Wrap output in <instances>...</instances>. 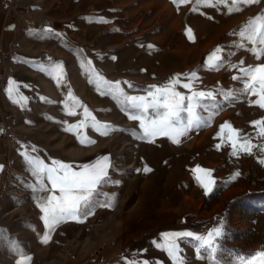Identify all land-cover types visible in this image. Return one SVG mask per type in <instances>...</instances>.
I'll list each match as a JSON object with an SVG mask.
<instances>
[{"label":"rangeland","instance_id":"obj_1","mask_svg":"<svg viewBox=\"0 0 264 264\" xmlns=\"http://www.w3.org/2000/svg\"><path fill=\"white\" fill-rule=\"evenodd\" d=\"M209 3L215 7L196 0H133L120 5L117 25L111 29L107 12L104 19L84 18L78 37L90 40V47L98 52L88 48V53L61 55L57 42L52 50L35 43L27 49L34 62L60 60L64 65L61 70H24L26 91L21 110L16 115L11 112L17 121L15 155L0 179V264H20L24 257L31 258L24 264H65L92 248L115 244L122 239L123 228L127 257L119 259V264H173L164 248V233L206 234L221 224L225 230L219 253L222 264H244L264 249V152L260 151L264 136L258 135L260 126L252 123L264 118V109L250 104L257 97L241 91L242 80L232 79L241 75L240 67L264 63V55L256 59L247 41L245 47H238L240 27L249 17L264 12V0L241 2L242 10L231 14L232 0ZM79 7L90 13L98 9L88 4ZM54 19L58 27L49 28L53 32L37 29L35 42L61 40L65 31L60 28L67 27V22ZM115 41L123 45L115 48ZM217 47L223 62L209 68L208 57ZM22 49L19 43L18 50ZM193 71L196 77L191 88H184ZM177 74L181 75L176 91L185 97L198 91L215 93V101L201 98L196 112L203 123L177 137L179 143L163 136L155 137L154 142L142 138L139 122L124 111L123 97L102 94L106 86L97 83L100 77L119 81L126 95L146 96L154 91L149 86L165 85ZM229 90L234 95L226 100L224 94ZM85 106L100 125L112 126L100 127L107 135L90 127L65 130L85 118ZM187 115L181 113L185 120ZM226 122L231 128L221 132L220 126ZM232 129L250 139L255 146L251 154L239 150L233 154ZM77 131L83 132L79 139L74 135ZM85 135L95 143L89 145L85 140L81 144ZM25 146L30 156L47 165L60 160L77 171L81 165L108 156L113 165L108 170L110 179L94 199L113 201V207H96L83 222L59 224L48 242L42 243L46 226L38 204L50 193L40 191V178L21 155ZM145 166L151 171L144 172ZM197 166L211 170L215 181L207 195L196 179L203 174L193 171ZM196 245L189 238L179 239V254L186 264H212L210 258H197Z\"/></svg>","mask_w":264,"mask_h":264},{"label":"snow or ice","instance_id":"obj_2","mask_svg":"<svg viewBox=\"0 0 264 264\" xmlns=\"http://www.w3.org/2000/svg\"><path fill=\"white\" fill-rule=\"evenodd\" d=\"M173 2L176 3L177 0H173ZM180 2L187 3L188 0H180ZM241 2L244 4H252L258 2V0H232V6L228 8L229 14L233 11H241L242 9L239 7ZM196 3H203L206 6L215 7V5L209 3V0H196ZM217 3H226V0H217ZM193 10L195 11L196 9L194 8ZM47 31L51 32L52 29H47ZM188 32L190 33L191 29H188ZM239 36L241 43L238 47H245L244 41H247L252 45L248 50L256 56V59H260L261 55H264V12L254 17H249L240 27ZM149 47L152 46L149 45ZM221 51L217 47L208 57L209 68L218 67L223 62V57L217 55ZM113 59L116 58L113 57ZM243 63V61H240L241 65ZM233 67H236V65H233ZM239 71L241 75L233 76L232 79L242 80L244 87L241 91L257 97L256 100L250 101V104L264 109V63L255 66L240 67ZM180 75L177 74L175 77H172L165 85L149 86L154 91H150L146 96L126 95L123 89L120 88L119 81L112 83L100 77L97 83L102 82L106 86L107 91L102 94L112 95L114 99L123 97V103L126 105L124 111L128 114L129 119L139 122V127L142 130V138L154 142L155 137L163 136L169 138L174 143H179L180 141L177 137L185 136L193 127L198 128L203 123L201 117L196 112V108L200 106L201 98L215 101V93L212 91L193 92L188 97L176 91V85L180 84ZM193 77H196L194 71L186 77L189 82L183 84L184 88H191ZM89 82L93 83L91 77L89 78ZM9 83L12 84L15 82L10 80ZM216 91L220 92L221 90L217 89ZM224 95L227 100L234 93L229 90ZM69 96L71 97V92H69ZM185 100H187V104H185ZM75 103L79 104V101ZM150 109L152 114L149 113ZM182 112H187L186 120L181 116ZM84 113L86 116L83 120L77 124L70 125L65 130H82L90 127L94 131L100 132V127L104 129L112 127L108 124L100 125L86 106L84 107ZM68 114L75 115V112H69ZM252 123L253 125L260 126L258 135L264 136V118L253 121ZM226 127L231 128V125L226 122L220 126V131L223 132ZM100 134L107 135L108 133L104 131L100 132ZM74 135L79 139L83 135V132L77 131ZM85 140H87L89 145L95 143L94 140L88 138L86 135L84 139H80V143L84 144ZM231 141L233 154H236L238 150L251 154L253 147H255L251 144L250 139L240 136L239 130L236 129H232ZM32 150L35 151L34 146ZM260 151L264 152V146H260ZM21 155L32 166L34 175L40 178V191L50 193V195L42 197L38 204L43 213L42 220L46 226V232L41 241L42 243L48 242L51 231L59 224L69 220L83 222L90 215L94 214L96 207H113V201L106 200L100 203L94 199L99 193L100 187L110 179L108 170L113 165L108 156H100L92 164L81 165L80 170L77 171L73 170L71 164L64 163L60 160H53L51 165H47L38 157L30 156L27 152V147ZM3 168L4 165L0 164V170H3ZM143 171L150 172L151 169L145 166ZM193 171L203 174L197 175L196 179L205 190V194H209L215 184V181L211 178V170L202 169L197 166ZM235 175L238 176L240 173L237 172ZM45 179L47 180V184L44 183ZM163 235L167 241L164 248L168 256L172 259L173 264H186V258L179 254L181 251L179 247L180 238H189L197 242L195 249L197 258H210L212 264H222L219 258V253L223 250L221 240L225 236V230L222 224L207 231L206 234L182 231L164 233ZM204 253L207 255L205 256ZM30 259V257H24L20 261V264H24L25 260ZM144 264H147V261ZM244 264H264V249L257 251Z\"/></svg>","mask_w":264,"mask_h":264},{"label":"crops","instance_id":"obj_3","mask_svg":"<svg viewBox=\"0 0 264 264\" xmlns=\"http://www.w3.org/2000/svg\"><path fill=\"white\" fill-rule=\"evenodd\" d=\"M128 2L133 3V0H20V6L30 10L31 20L42 17H56L62 19L64 23L69 22L68 24L65 23L67 30L61 33L62 37L59 42L54 39H47L43 43L35 42L39 30L37 31L34 22L29 28H17L14 21L7 14V8L0 5V48L9 56L8 62L14 68V73L0 88V122L3 120L5 112L13 111L16 115L21 110L22 100L24 99L23 92L26 91L25 84H23V76L26 75L24 70H61L64 65L60 60L52 63L34 62L30 60V52H27V49H31L35 43L52 50L57 42L58 46L62 48L58 51L61 55L67 52L88 53V48L93 49V53L98 52L97 48L90 47V40H82L78 37L80 30L83 29L84 18H89L90 15L102 18L107 12L108 27L111 29L117 25L118 8ZM82 4L93 5L98 9H95L94 13H90L89 9H80L79 6ZM76 30L77 35L74 34ZM19 43L24 46V49L18 50ZM117 43L119 42H114L115 48L123 45V43ZM10 80L15 83L10 84ZM14 148L15 146L11 147L2 138L0 131V164L4 165L3 170H0V179L10 158L15 155ZM124 229L121 232L122 239L115 244L107 243L92 248L91 252L82 253L79 258L67 261L65 264H119V259L127 257L126 249H124V247L126 248L124 246L126 240Z\"/></svg>","mask_w":264,"mask_h":264},{"label":"built area","instance_id":"obj_4","mask_svg":"<svg viewBox=\"0 0 264 264\" xmlns=\"http://www.w3.org/2000/svg\"><path fill=\"white\" fill-rule=\"evenodd\" d=\"M0 5L7 8L8 16L14 21L17 28L27 26L34 22L37 29L45 30L58 27L57 21L51 17H42L36 20L30 19V10L20 6V0H0ZM60 29L66 31L62 26ZM77 31H74L76 34ZM9 56L0 48V88L5 84L8 78L14 73V68L8 62ZM0 131L2 138L12 147L18 140L17 122L11 112H5L3 120L0 122Z\"/></svg>","mask_w":264,"mask_h":264},{"label":"bare ground","instance_id":"obj_5","mask_svg":"<svg viewBox=\"0 0 264 264\" xmlns=\"http://www.w3.org/2000/svg\"><path fill=\"white\" fill-rule=\"evenodd\" d=\"M20 27H21V28H25V29L27 28V26H20ZM6 174H7V173H6ZM7 177H8V176H7ZM7 177H6V178H7ZM8 182H9V181H8Z\"/></svg>","mask_w":264,"mask_h":264}]
</instances>
